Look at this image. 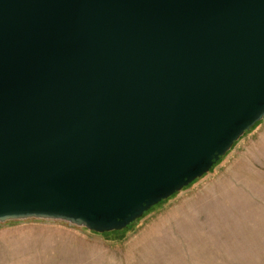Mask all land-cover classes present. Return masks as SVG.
I'll return each mask as SVG.
<instances>
[{
  "label": "water",
  "instance_id": "water-1",
  "mask_svg": "<svg viewBox=\"0 0 264 264\" xmlns=\"http://www.w3.org/2000/svg\"><path fill=\"white\" fill-rule=\"evenodd\" d=\"M264 117V0H0V222L118 231Z\"/></svg>",
  "mask_w": 264,
  "mask_h": 264
},
{
  "label": "rangeland",
  "instance_id": "rangeland-1",
  "mask_svg": "<svg viewBox=\"0 0 264 264\" xmlns=\"http://www.w3.org/2000/svg\"><path fill=\"white\" fill-rule=\"evenodd\" d=\"M0 264H264V117L209 172L122 230L0 222Z\"/></svg>",
  "mask_w": 264,
  "mask_h": 264
}]
</instances>
